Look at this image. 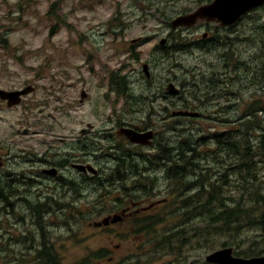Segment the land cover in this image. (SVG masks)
Returning <instances> with one entry per match:
<instances>
[{"label":"rangeland","instance_id":"1","mask_svg":"<svg viewBox=\"0 0 264 264\" xmlns=\"http://www.w3.org/2000/svg\"><path fill=\"white\" fill-rule=\"evenodd\" d=\"M207 2L0 0V89L38 88L19 106L7 108L0 101V154L7 159L18 157L8 163V173L26 171L32 143L37 154L46 149L45 142L51 148L50 158L57 153L69 158L75 133L87 131V125L98 131V159L93 162L98 167V184H91V177L77 179L75 171L67 170L62 187L53 186L50 179L45 194L49 202L44 206L37 189H10L14 196L4 205L0 203V264L31 262L39 245L32 218L38 217L40 222L44 216L49 224L45 230L39 224L41 241L52 247L60 264H78L97 250H103L105 256L97 264H207L206 256L223 248L237 253L264 246L259 232L242 221L233 235L221 233L208 218L178 216L176 208L183 198L177 192L180 186L164 176L171 164L164 168L156 160L142 163L139 157L157 154L159 145L174 153L188 137L199 156L195 163L204 170L197 171L199 176L189 173L185 182L197 179L211 192L214 186L216 199L224 206L264 202V156L259 144L264 141V6L225 33L214 24L205 26L210 41H218L224 34L226 43H232L219 51L199 46L201 32L189 37L188 48L172 55L159 45L161 39L166 38L169 45L171 36H177L169 37L166 25L171 18ZM143 65L148 66V79ZM170 83L179 89V98L166 93ZM190 86L196 88L192 91ZM123 89L133 98L124 96ZM82 92L86 98L80 102ZM182 100L187 107L196 106L201 118L172 119V112L183 109L176 107L182 106ZM216 107L222 110L217 114L226 118L227 125L215 122ZM246 112L250 116L245 118ZM123 124L153 129L155 147L121 144L116 132ZM260 136L263 138L257 139ZM220 137L236 142V149L231 146L228 152L224 139L220 146L216 144ZM119 146L137 156L120 168L129 176L125 184L120 183L127 194L104 187V179L115 173L118 164L115 153L124 155L119 149L114 153ZM236 161L242 165L240 169ZM134 164L138 169L149 164L159 167L138 175ZM209 169L214 171L212 175ZM222 179H226L224 185ZM138 182L146 184L144 189L138 188ZM185 194L192 196L193 188ZM116 199L121 203L116 204ZM157 203L162 204L155 206ZM147 207L151 208L145 210ZM262 207L264 210V203ZM122 210H129V215ZM115 217L122 221L111 223ZM143 217L153 220L149 230L140 227Z\"/></svg>","mask_w":264,"mask_h":264},{"label":"trees","instance_id":"2","mask_svg":"<svg viewBox=\"0 0 264 264\" xmlns=\"http://www.w3.org/2000/svg\"><path fill=\"white\" fill-rule=\"evenodd\" d=\"M207 1L209 2L210 0H207ZM174 33H177L176 38L171 36ZM170 36H171V41H173L172 42L173 45H169L168 47L165 46L163 48L165 50V54L172 55L175 51L184 50L189 47L190 45L189 40L184 38L179 33V31H176V32L171 31L169 37ZM219 41L220 43H223V44H221L220 46H216L214 43L211 42V44H209L206 39H203L200 41L199 46L204 47L207 50L219 51V49L223 47V45L232 44L231 42L226 43V38L219 37L218 42ZM120 81L123 84V88L125 90H128V86H127L128 83L125 82L124 78H121ZM195 86H190L192 88V91L193 89L196 88ZM204 87L208 89L210 86L204 84ZM124 89H123L124 96L126 95L130 99L133 98V96H131L130 94L128 93L125 94ZM181 108L187 109V104L185 100L183 101ZM249 116H250V113L246 112L245 118ZM249 137L250 136L247 135L245 140L246 141L249 140ZM259 138H263V136H260L257 139ZM223 139L224 138L222 137H220V139H217V141H219V145H221ZM224 141H226L225 145L227 147L228 152H230V149L232 150L231 146L234 149H236V142H233L232 144V142H230L229 137H226ZM189 144L190 142L188 140V137H185L183 138L182 142L179 143L178 151L174 152L177 154L176 156H174L172 153L174 149L171 150V148L164 146V145L158 146L157 154H156L157 155L156 158L158 159L156 161L160 163L161 166H164L165 168L166 164H171L167 167L168 171L164 170L165 178L167 180H170L171 182L176 181V183H178V185L180 186V189H178L177 192H178V195L183 196V198L181 199V202H179L180 206L176 208L177 215L183 217V216L194 214L195 218H198V217H203L204 219L208 218L210 220L211 225H218L219 228H221V230L223 231L221 233H227V234H233V235L238 233L239 228H240L239 222L242 221L243 225H245L246 227H249V228L253 227V229L255 228L256 231L259 232L258 237L262 239L263 244H264V210L262 209L263 208L262 204L264 202L258 203V204H255L253 202L251 203L248 202L246 203L245 207H243L242 205H235L233 207L224 206L221 200L217 201L216 196L218 195L217 194L218 190L214 186H212V189H211L212 192H211L210 189L205 187V184L203 182L200 183V181H197V179L192 180V182L189 181V183L185 182V180L188 179L189 177V173L190 174L192 173L191 175H194V176L196 175L199 176L200 174H198L197 171L199 169L204 170V168H201L199 164L195 163V160L198 159L197 157L199 156L194 152V148H192ZM259 144L261 145L260 155L264 156V141L263 140L260 141ZM246 145H249V143H246ZM118 149L119 151H122L124 155H122L121 153H115V151H117ZM113 151L115 155L119 157L117 160L118 164L116 166L115 173H113L112 175L104 179L106 182L104 187H112L113 189L117 191H125L124 194H127V188L125 186L120 187L121 186L120 183L125 184L126 180L129 179L128 178L129 176L125 175L124 174L125 171H123V169L121 170L120 168H123L126 163L128 164L129 162L133 161L132 154L130 153L128 149H126V146L115 148V150ZM189 153H191L190 156H187ZM171 154L173 155V157H171ZM110 155L114 156L113 154H110ZM230 156L231 155L229 154L228 157L225 159L226 162L230 161ZM222 163H224V160L222 161ZM236 163L238 164V167L240 169L242 165L238 161H236ZM236 170L238 169L236 168ZM210 171L211 170L209 169L208 172ZM212 172L214 171L213 170L211 171V175H212ZM225 180L226 179L221 180L222 185H224ZM153 181L154 180H151V184H150L151 186L153 185L152 184ZM142 184L144 183L138 182L139 187L138 186L137 187L140 188V190L144 189L146 185L145 184L143 186ZM190 187L193 188V194H191L192 196L184 197L186 195L185 191H188ZM1 188L3 190H0V203H3L2 205H4L8 202L9 198L14 196V194L10 192L11 191L10 188L7 189L5 186H2ZM204 194H207V196L203 199L202 197L204 196ZM245 195L248 196L250 195V193L248 194L246 193ZM260 196H261L260 194H257V197H260ZM119 202L121 203V200L116 199L115 203L117 204ZM252 205L254 206L256 205L257 207L254 208V206ZM132 215L133 214H131V216ZM139 220L141 221L140 227H142V231L149 230L150 227H153L152 218L143 217V218H140ZM136 223L138 222L133 221V224H136ZM47 246H44V248L46 247L47 248L43 252L36 254L34 258L31 260V262H29V264H60V259L57 256V254L53 251L52 247L49 245ZM229 246H233V245L231 244ZM103 252H104L103 250H97L91 253L89 256L85 257L78 264H97L99 260H102V258L105 257ZM235 255L240 258L261 257V256H264V246H260L256 251H253V252H237L235 253Z\"/></svg>","mask_w":264,"mask_h":264},{"label":"flooded vegetation","instance_id":"3","mask_svg":"<svg viewBox=\"0 0 264 264\" xmlns=\"http://www.w3.org/2000/svg\"><path fill=\"white\" fill-rule=\"evenodd\" d=\"M212 1V0H211ZM210 3V2H209ZM209 24H214V23H208V22H204V21H199L198 24H196L195 26L188 28V29H184L180 31L181 34L185 35L186 37H191V36H196L200 35L201 39H206L207 42L209 44L214 43V44H219L220 41H215L212 40L210 41L209 39H207L208 36V32L205 31L204 27L209 25ZM216 29L221 30L222 32H227L229 30H232L233 28H235L238 24H234V25H230L228 27H221L220 25L218 26L217 24H214ZM167 28H169V24L167 23L166 25ZM170 29V28H169ZM198 29V31H196ZM201 32V33H200ZM200 33V34H199ZM220 38H225L224 34L220 35ZM200 39V41H201ZM192 41H196V40H192ZM170 45H173V43L171 42ZM163 49V47H162ZM165 53V52H164ZM174 54V53H173ZM31 86V93L30 97H32L34 95V93L38 90V88L35 85H30ZM179 92L172 95L173 97L179 98L178 96ZM183 101V100H182ZM182 101H180L179 103H181ZM195 102V99H194ZM172 105H174V103H172ZM201 103L198 104V106H200ZM177 108L178 105L176 104ZM190 109H194L196 111H198V108L196 106H190L187 107V109H182V110H187L190 111ZM178 111V109L174 112H172L171 117L172 119H176V118H183L186 120H197L199 118H201V112L198 111H190V112H195L197 113L196 116L193 117H180L179 115L176 114V112ZM220 111H222L221 109H218L216 107V113L215 115H217V119L215 120V122L219 123V126H222L223 124L227 125V120L226 118H223V116H218V112L220 113ZM210 114L207 115V117H209ZM120 127H125V128H129L132 129L136 132H140V133H145V132H151L152 133V138L150 139V141H148L147 144L141 146V145H134L137 147H141L144 149H150V148H154L156 143H155V138H156V132L145 126L143 128L141 127H136L130 124H123ZM88 130L85 131L83 129H80L79 132L74 136V140L75 144L74 146L71 147V149L69 150L71 152V154L69 155V158H66L65 156L57 153V154H52L54 155L53 157L50 158V153H51V148L50 146H46L47 143L43 142V148H46L45 150H41L38 152V154L34 151L33 149V143L32 146H30L28 149L31 150L32 152H29L27 155V163L28 166L26 168V171H22L21 173H8V169H6L8 163L10 162V160H14L17 159L18 157L14 158H6L5 156L0 154V190H3L1 187L5 186L7 189L10 188L13 191H18L19 187H28L30 190L32 189H37L38 193H42V200H41V205H46L48 204L49 201H45V194L48 192V190L50 189L51 184H49L50 179H53V186H59L62 187L64 183L63 182V174L67 171V170H72L76 172V178L77 179H81V178H85V177H91V184H93L94 182L97 183V175H98V167L93 163L94 161H96L98 159V131L93 132L91 130L92 126L91 125H87ZM122 140L123 143H125V139L120 138ZM203 139V138H202ZM216 144L219 145V141L216 140ZM220 146V145H219ZM2 151V149L0 150ZM109 156L111 157L112 155L109 154ZM135 157V158H134ZM141 158L142 163L145 162H152L153 160H158L156 157L157 155H145L144 153L141 154V156H139ZM171 157H173V155L171 154ZM115 159V157H112ZM133 160L137 159L136 155H132ZM151 158V160H150ZM172 163V162H171ZM155 166L159 167L158 164L153 165H147L146 167L144 166V168H139L137 164H134V172L138 175L143 174L144 172H148L151 171L150 169H156ZM83 167V168H81ZM132 170L128 171V173H131ZM24 178V179H23ZM20 179H23L20 181ZM95 183V184H96ZM66 185V184H65ZM70 185H73V183L71 182ZM162 203H157L156 205H160ZM42 206V207H43ZM152 207V206H151ZM37 211V210H35ZM45 213V212H43ZM32 220L34 221L32 223L33 226L37 225L36 228V234L39 235V238L37 239V242H39L37 253L43 252L46 248H44V245L41 241V237H40V233L39 231L41 230L39 227V224H42V228L45 230V225H48L49 223H47V218L44 216L43 218L39 219L40 222L38 221V217H33Z\"/></svg>","mask_w":264,"mask_h":264},{"label":"water","instance_id":"4","mask_svg":"<svg viewBox=\"0 0 264 264\" xmlns=\"http://www.w3.org/2000/svg\"><path fill=\"white\" fill-rule=\"evenodd\" d=\"M264 0H214L212 3L197 8L194 12L176 17L172 22L173 28L178 27H191L198 20L215 21L221 26H228L235 23L240 17L249 12L250 10L262 5ZM165 40L160 42L163 45ZM143 72L147 74V66H143ZM31 88L27 87L20 91H5L0 90V101H5L6 106L11 108L18 106L21 103L23 96L30 93ZM167 91L171 94L177 90L172 84L167 86ZM86 95L81 93V99H84ZM180 116H195L196 113L182 112L176 113ZM118 136H124L132 144L145 145L149 139L152 138V133H138L130 129H120L117 132ZM83 168V167H81ZM120 220V217H115L111 222L115 223ZM107 225V222H104ZM205 261L210 264H264V257L241 259L234 258L232 256V250L230 248L215 251L205 258Z\"/></svg>","mask_w":264,"mask_h":264},{"label":"bare ground","instance_id":"5","mask_svg":"<svg viewBox=\"0 0 264 264\" xmlns=\"http://www.w3.org/2000/svg\"><path fill=\"white\" fill-rule=\"evenodd\" d=\"M198 87V86H197ZM174 154V153H173ZM201 194V193H200Z\"/></svg>","mask_w":264,"mask_h":264}]
</instances>
